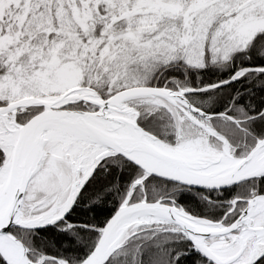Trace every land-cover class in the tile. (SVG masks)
Masks as SVG:
<instances>
[{
	"label": "snow or ice",
	"instance_id": "6c2138e0",
	"mask_svg": "<svg viewBox=\"0 0 264 264\" xmlns=\"http://www.w3.org/2000/svg\"><path fill=\"white\" fill-rule=\"evenodd\" d=\"M0 264H264V0H0Z\"/></svg>",
	"mask_w": 264,
	"mask_h": 264
}]
</instances>
